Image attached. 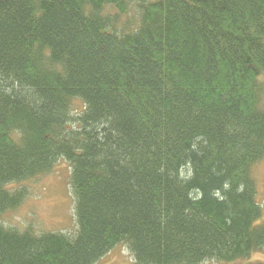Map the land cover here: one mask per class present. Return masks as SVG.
I'll list each match as a JSON object with an SVG mask.
<instances>
[{"label":"trees","instance_id":"obj_1","mask_svg":"<svg viewBox=\"0 0 264 264\" xmlns=\"http://www.w3.org/2000/svg\"><path fill=\"white\" fill-rule=\"evenodd\" d=\"M62 159L77 229L0 221V264L264 249V0H0V214Z\"/></svg>","mask_w":264,"mask_h":264},{"label":"rangeland","instance_id":"obj_2","mask_svg":"<svg viewBox=\"0 0 264 264\" xmlns=\"http://www.w3.org/2000/svg\"><path fill=\"white\" fill-rule=\"evenodd\" d=\"M75 100L77 105H82L79 99ZM65 160H59L51 173L30 183L31 195L18 209L1 213L0 221L20 228L33 226L36 231L74 232L77 225L69 183L70 165ZM255 178L257 200L264 212V160L255 168ZM259 261L264 262V249L254 248L245 258L206 264H252ZM95 264L135 263L131 252L123 244H118Z\"/></svg>","mask_w":264,"mask_h":264}]
</instances>
